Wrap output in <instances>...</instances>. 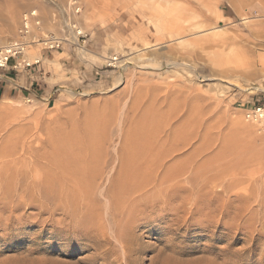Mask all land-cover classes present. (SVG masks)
<instances>
[{
  "label": "rangeland",
  "instance_id": "1",
  "mask_svg": "<svg viewBox=\"0 0 264 264\" xmlns=\"http://www.w3.org/2000/svg\"><path fill=\"white\" fill-rule=\"evenodd\" d=\"M31 11L0 68L28 89L0 99V264H102L128 211L136 264H264V0H0V48Z\"/></svg>",
  "mask_w": 264,
  "mask_h": 264
},
{
  "label": "bare ground",
  "instance_id": "2",
  "mask_svg": "<svg viewBox=\"0 0 264 264\" xmlns=\"http://www.w3.org/2000/svg\"><path fill=\"white\" fill-rule=\"evenodd\" d=\"M234 1V0H233ZM235 5V4H234ZM236 7H238L237 5H236ZM171 9V8H170ZM216 10V9H215ZM166 11V10H165ZM209 12V11H208ZM159 13H160V11L159 10H155V17H159ZM166 14V16H167V18H169L171 21H173V20H175V13L174 12H166L165 13ZM196 14V16H195V18L196 17H200L199 15H200V12L197 14V13H195ZM215 14V13H214ZM215 17V16H214ZM189 21V19L188 20H185L183 23H185V22H188ZM207 20L205 19V20H199L198 21V23H196V24H193L192 26H193V28L194 29H198V30H201V31H203L202 29H204V28H207V26L209 25L210 26V24H208V22H206ZM208 21H209V19H208ZM166 23V22H165ZM183 23H181V25H179V28H177L176 29V32H177V35H180V30L183 28ZM211 23V22H210ZM159 25V24H158ZM169 27H171V25L169 26ZM163 28H165V27H163ZM184 34V33H183ZM182 34V35H183ZM211 37V36H210ZM206 38H209V37H206ZM203 40H207V42H209L210 41V39H209V41H208V39H204L203 38ZM204 42V41H203ZM213 42H215V41H213ZM215 44V43H214ZM193 45V44H192ZM204 45V44H203ZM208 45H210L209 47L211 48L212 47V45H211V41H210V44H208ZM191 46V45H190ZM215 46V45H214ZM213 48V47H212ZM221 48V47H220ZM199 49V48H198ZM199 51V50H198ZM209 53V52H208ZM214 53V52H213ZM37 61H40L39 59H37ZM4 101H6V100H4ZM2 104H1V106H4V108L5 109H10V105L9 104H6V103H4V102H1ZM130 172H131V170H130ZM125 173H126V171H125ZM127 175L128 176H130L131 175V173H130V175H129V171H128V173H127ZM123 176H125L126 177V175L125 174H123ZM124 177V178H125ZM145 180H146V178H145ZM123 182H125V181H123ZM126 182H127V180H126ZM141 183V182H140ZM144 183V182H143ZM125 186H126V184L125 183H123ZM122 184V185H123ZM128 185L126 186L127 188L129 187V186H131V185H129L130 183L128 182L127 183ZM212 185V184H211ZM124 187V186H123ZM121 185H120V188H123ZM132 187V186H131ZM131 187H129V190H130V188ZM110 188H112V187H110ZM127 188H126V190H127ZM124 189V188H123ZM122 189V190H123ZM125 190V189H124ZM121 192V191H120ZM127 192V191H126ZM126 192L125 191H123V193L122 194H126ZM125 195H123V197H121L122 199H124L125 197H124ZM130 197V196H129ZM134 196H132V198H133ZM131 197H130V200L132 199ZM136 198V197H135ZM135 198H133L132 200H134ZM122 199H119V200H121V202L122 201H124V200H122ZM129 199V198H128ZM118 200V201H119ZM93 201V200H92ZM116 201H117V199H116ZM118 201L116 202L117 204H118ZM125 201H127V199L125 200ZM124 201V203L123 204H126V205H124V206H126V207H128L127 205V203ZM90 202V201H89ZM109 202V201H108ZM120 202V201H119ZM131 202V201H130ZM129 202V200H128V203H130ZM137 202V201H136ZM134 201H133V205H134ZM109 204V203H108ZM108 204L106 203V207L108 206ZM131 204H132V202H131ZM136 204V203H135ZM140 204V203H139ZM196 204V203H195ZM110 205V204H109ZM120 205V206H119ZM148 205V204H147ZM117 206H119V207H121V204L119 203ZM131 206V205H130ZM227 206H228V204H227ZM96 207V206H95ZM105 207V206H104ZM119 207H117L118 208V210L120 209ZM134 207V206H133ZM94 208V207H93ZM121 208H124V207H121ZM185 208V207H184ZM88 209H90V208H88ZM92 209V208H91ZM91 209H90V211H91ZM96 209H98V206L96 207ZM95 209V210H96ZM129 209V208H128ZM99 210H100V208H99ZM106 210H108V209H106ZM115 211H116V209H114ZM117 210V211H118ZM98 211V210H97ZM110 212H111V210H109ZM109 211L107 212V213H109ZM113 211V210H112ZM114 211V212H115ZM119 211H122L121 209L119 210ZM137 211V210H136ZM135 211V209H134V212H136ZM91 212H93V211H91ZM101 214L103 213L102 211H99ZM99 212H97V214H98V216H97V218L98 219H100L101 220V218H100V216H101V214H100V216H99ZM132 212V211H131ZM130 212V213H131ZM87 213V212H86ZM113 213V212H112ZM119 213H123V212H119ZM137 213V212H136ZM89 214V213H88ZM91 214V213H90ZM95 214V213H94ZM118 214V213H117ZM107 215V214H106ZM115 215H116V213L114 214V218L116 219L117 218V216L115 217ZM123 215V214H122ZM122 215H119L118 214V217L119 216H122ZM125 215V214H124ZM133 215H134V213H133ZM85 216H87L88 217V215L86 214ZM90 216V215H89ZM96 216V215H95ZM131 216V218H132V215H130ZM130 216H129V211L127 212V216L124 218V221H119L120 220V218L119 219H117L116 221H117V224H116V230H115V235L114 236H112L113 238H115V242H116V246H115V248H112L111 246H109V245H112V240L110 239V235L108 236L105 232L103 233V231H105V230H100V231H102L101 233V235H102V237H103V239L101 240V241H98V242H96V243H94V244H91V246H93V248H98V247H102V246H104V247H106V248H104L103 249V251H99V253H98V256H96L95 257V259L93 260V261H97L100 257L105 261V262H103L102 264H136L139 260H140V257H139V253L140 252H142V244L139 242V238L137 237V235H136V228L137 227H139V225L138 224H135V223H133V222H131L130 221ZM91 217V216H90ZM90 217H88V218H90ZM93 217V216H92ZM129 217V218H128ZM96 218V217H95ZM95 218H93L94 220H95ZM122 218H123V216H122ZM81 219V218H80ZM92 219V218H91ZM93 219H92V223H94L93 222ZM98 219H96V220H98ZM111 219V218H110ZM109 219V220H110ZM98 221V222H101V221ZM132 220V219H131ZM81 221V220H80ZM83 221V220H82ZM81 221V223H84V222H82ZM106 221V220H105ZM78 222V221H77ZM86 222H89L88 220H86L85 221V223ZM97 222V223H98ZM90 223V222H89ZM96 223V222H95ZM108 223V222H107ZM109 223H111V222H109ZM108 223V224H109ZM98 224H100V223H98ZM101 224H102V222H101ZM108 224H107V227H108ZM90 225H91V223H90ZM89 225V226H90ZM111 225V224H110ZM109 225V226H110ZM87 226V225H86ZM93 227V226H92ZM99 227H101V226H99ZM98 227V228H99ZM102 227H104L103 225H102ZM112 227V226H111ZM114 227H115V224H114ZM96 228V227H95ZM90 229V228H89ZM104 229H107V228H104ZM96 232H97V230H95ZM99 231V230H98ZM93 236V235H92ZM108 245V246H107ZM112 246H114V245H112ZM106 249V250H105ZM111 255V257L109 256V258H111V259H108V255ZM161 256V253H159L158 255H156V256H154V257H152V258H146V259H148V260H150L151 261V264H159V263H161V260H160V257ZM164 264V263H163Z\"/></svg>",
  "mask_w": 264,
  "mask_h": 264
},
{
  "label": "built area",
  "instance_id": "3",
  "mask_svg": "<svg viewBox=\"0 0 264 264\" xmlns=\"http://www.w3.org/2000/svg\"><path fill=\"white\" fill-rule=\"evenodd\" d=\"M40 22L41 21L35 11L24 14L22 24L19 29V39L3 48H0V68L7 67L11 60H14V69H18L22 63L25 62L23 53L27 45L26 38L30 35L33 26L39 25ZM44 44L46 45V48L49 49L57 46L56 39L52 36L46 39ZM20 59H22L21 62H19ZM26 65L31 66L32 63L27 62ZM245 116L248 120L261 122L264 126V104L247 108Z\"/></svg>",
  "mask_w": 264,
  "mask_h": 264
},
{
  "label": "crops",
  "instance_id": "4",
  "mask_svg": "<svg viewBox=\"0 0 264 264\" xmlns=\"http://www.w3.org/2000/svg\"><path fill=\"white\" fill-rule=\"evenodd\" d=\"M11 67V64L8 65V68ZM29 71V70H27ZM13 79L8 74L0 75V99L11 98V97H22L24 96L25 90H28L27 87L19 89L18 92H14L16 86L12 84Z\"/></svg>",
  "mask_w": 264,
  "mask_h": 264
}]
</instances>
